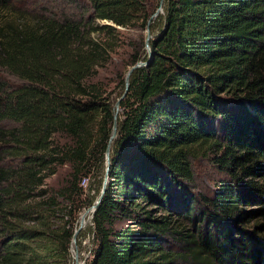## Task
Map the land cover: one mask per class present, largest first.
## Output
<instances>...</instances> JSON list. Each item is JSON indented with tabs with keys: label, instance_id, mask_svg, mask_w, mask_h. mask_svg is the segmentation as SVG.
Wrapping results in <instances>:
<instances>
[{
	"label": "trees",
	"instance_id": "16d2710c",
	"mask_svg": "<svg viewBox=\"0 0 264 264\" xmlns=\"http://www.w3.org/2000/svg\"><path fill=\"white\" fill-rule=\"evenodd\" d=\"M64 1L78 14L0 28V69L20 81L0 82V122L13 123L0 126V264H69L76 218L58 198L74 206L100 170L93 203L107 145L85 264H264V222L246 226L264 217V0H162L150 57L145 36L128 57L147 63L129 74L111 140L125 74L111 97L100 70L118 28L145 30L159 0ZM207 156L227 178L193 193L191 161ZM62 166L64 185L46 188Z\"/></svg>",
	"mask_w": 264,
	"mask_h": 264
},
{
	"label": "rangeland",
	"instance_id": "374dc122",
	"mask_svg": "<svg viewBox=\"0 0 264 264\" xmlns=\"http://www.w3.org/2000/svg\"><path fill=\"white\" fill-rule=\"evenodd\" d=\"M80 3L64 0H11L10 4L4 8H0V28L9 26H20L23 24H33L37 17H59L62 15H76L78 14ZM162 11L160 10V13ZM98 22H105L104 20H98ZM121 38L120 44L110 55V61L107 66L100 70L99 79L108 83V90L111 92V97H114L119 90L117 83V74H125L128 66V57L135 48H140L138 41L145 36V30L138 31L133 28H118ZM141 36V38H139ZM116 75V76H115ZM0 82L6 85V89L12 88L20 83L19 80L13 76L8 75L0 69ZM13 125L10 121H1L0 126L9 128ZM1 150V148H0ZM0 162L4 165L11 163L10 159L0 152ZM192 179L187 183L189 191L193 193L210 194L214 187L217 186L220 180L226 179L227 175L218 169L213 162L207 157H197L192 159ZM68 168L66 166L60 167L57 172L45 181L46 188L50 190H56L60 186L64 185V181L67 178ZM100 176V170H96L91 174L84 177V180L80 179L78 186L80 187V194L75 198L74 206H69L67 201L58 198L59 205L62 209H73L72 213L75 216L76 226L80 222V215L83 211L89 207H85L86 201L94 197L96 184ZM83 206V208H82ZM255 206H246V211L253 210ZM67 216H64L66 219ZM246 226L251 227L254 223L264 222V217H258L255 220L246 221ZM90 217L87 223L81 227L83 236L79 239V243L71 242L69 247V264H74V254H76V260L79 264H85L90 258L94 247L92 234L89 230ZM78 240V239H77Z\"/></svg>",
	"mask_w": 264,
	"mask_h": 264
},
{
	"label": "water",
	"instance_id": "95a60500",
	"mask_svg": "<svg viewBox=\"0 0 264 264\" xmlns=\"http://www.w3.org/2000/svg\"><path fill=\"white\" fill-rule=\"evenodd\" d=\"M161 2H162V0H159V6L149 16V18L146 21L145 37H144V42L143 43H144V47H145V49H146V51L148 53V58L150 57V53H149V49H148V40L150 38V33H149L148 26H149V23H150L151 19L153 17H155L157 13L160 12V10H161V7H160ZM146 63H147V60L146 61H138V62H136L135 64H133L132 66H130L127 69V71H126V73L124 75L123 92L120 95V97L115 100V102L113 104V109H114L113 115H112L113 116V123H112V126H111V132H110L109 140H111L112 138H114L115 137V134H116L115 118H116V114H117V110H118V102H119V99L123 97V95L125 94V92L127 90L129 74L136 67L143 66ZM104 157H105V173H104V176H103V180H102V183H101V187H100L99 194H98V196L95 198V200L93 201V203L90 206V207L93 208V210L98 205V203H99V201L101 199V196L103 194L104 188H105V183H106V178H107V168H108V163H109V161H108V145H107V147L105 149ZM80 229H81V222H79L78 225L76 226V228L73 230V233H72V236H71V242H74L75 241L76 235H77V233H78V231ZM73 259L76 262V254H74Z\"/></svg>",
	"mask_w": 264,
	"mask_h": 264
},
{
	"label": "bare ground",
	"instance_id": "6f19581e",
	"mask_svg": "<svg viewBox=\"0 0 264 264\" xmlns=\"http://www.w3.org/2000/svg\"><path fill=\"white\" fill-rule=\"evenodd\" d=\"M93 211L92 207H89L85 211H83L80 215V222H81V227H83L86 223L89 217L91 216V212ZM74 264H79V262L76 260Z\"/></svg>",
	"mask_w": 264,
	"mask_h": 264
},
{
	"label": "built area",
	"instance_id": "2783aa9c",
	"mask_svg": "<svg viewBox=\"0 0 264 264\" xmlns=\"http://www.w3.org/2000/svg\"><path fill=\"white\" fill-rule=\"evenodd\" d=\"M82 180H84V178H82Z\"/></svg>",
	"mask_w": 264,
	"mask_h": 264
}]
</instances>
